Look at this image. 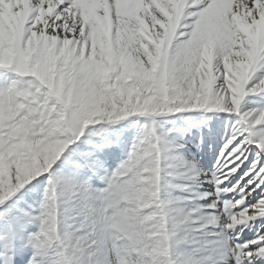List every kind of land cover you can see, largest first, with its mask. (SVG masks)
Segmentation results:
<instances>
[{
    "label": "snow or ice",
    "instance_id": "1",
    "mask_svg": "<svg viewBox=\"0 0 264 264\" xmlns=\"http://www.w3.org/2000/svg\"><path fill=\"white\" fill-rule=\"evenodd\" d=\"M0 264H264V0H0Z\"/></svg>",
    "mask_w": 264,
    "mask_h": 264
},
{
    "label": "bare ground",
    "instance_id": "2",
    "mask_svg": "<svg viewBox=\"0 0 264 264\" xmlns=\"http://www.w3.org/2000/svg\"><path fill=\"white\" fill-rule=\"evenodd\" d=\"M193 116L196 119L200 118L196 114H193ZM213 123H215V121H213ZM193 135L198 136V133L194 132ZM228 135H230V131L221 127L218 136L213 137L209 145L205 146L203 150L197 149L195 152H190L189 158H195L211 174L213 171L212 164L215 163L216 156H218L219 150L223 146ZM192 143L195 145L198 143V140H193Z\"/></svg>",
    "mask_w": 264,
    "mask_h": 264
}]
</instances>
